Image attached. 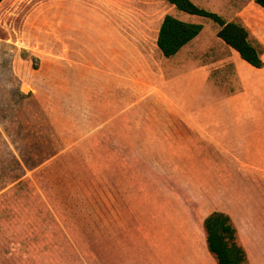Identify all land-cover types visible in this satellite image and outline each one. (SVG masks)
Wrapping results in <instances>:
<instances>
[{
	"label": "rangeland",
	"instance_id": "374dc122",
	"mask_svg": "<svg viewBox=\"0 0 264 264\" xmlns=\"http://www.w3.org/2000/svg\"><path fill=\"white\" fill-rule=\"evenodd\" d=\"M0 4V264H219L204 220L227 214L264 264V8L192 0ZM166 15L202 25L175 56Z\"/></svg>",
	"mask_w": 264,
	"mask_h": 264
},
{
	"label": "trees",
	"instance_id": "16d2710c",
	"mask_svg": "<svg viewBox=\"0 0 264 264\" xmlns=\"http://www.w3.org/2000/svg\"><path fill=\"white\" fill-rule=\"evenodd\" d=\"M179 11L211 19L221 29L217 37L235 50L249 65L261 68L263 61L259 50L250 42L247 29L236 22H226L221 16L198 7L192 0H165ZM264 8V0H250ZM3 0H0L2 3ZM202 31V25L183 22L171 15L162 21L157 37V47L164 57L175 56L184 46L195 39ZM207 245L219 264H244L246 254L236 243V230L230 217L222 212H213L204 220Z\"/></svg>",
	"mask_w": 264,
	"mask_h": 264
},
{
	"label": "crops",
	"instance_id": "0c3cea01",
	"mask_svg": "<svg viewBox=\"0 0 264 264\" xmlns=\"http://www.w3.org/2000/svg\"><path fill=\"white\" fill-rule=\"evenodd\" d=\"M4 1H5V0H3V2H4ZM7 1H8V0H7ZM7 1H6V2H7ZM3 2H2V3H3ZM2 3H0V4H2ZM4 3H5V2H4ZM236 23H237V22H236ZM116 264H124V263H116Z\"/></svg>",
	"mask_w": 264,
	"mask_h": 264
}]
</instances>
